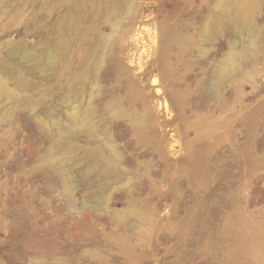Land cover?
<instances>
[{"label":"rangeland","instance_id":"1","mask_svg":"<svg viewBox=\"0 0 264 264\" xmlns=\"http://www.w3.org/2000/svg\"><path fill=\"white\" fill-rule=\"evenodd\" d=\"M0 85V264H264V0H0Z\"/></svg>","mask_w":264,"mask_h":264},{"label":"bare ground","instance_id":"2","mask_svg":"<svg viewBox=\"0 0 264 264\" xmlns=\"http://www.w3.org/2000/svg\"><path fill=\"white\" fill-rule=\"evenodd\" d=\"M224 10L217 14L212 22L213 30L224 31L227 29H235L238 26L244 27H252L253 19L256 14L255 9L252 8H245L243 5H238V3H234L232 1H226L224 3ZM246 30V29H245ZM252 31V30H251ZM91 75L90 67L86 66L83 69L82 74L77 73L75 74L74 78L72 79L71 86L74 87L75 85L80 83V78L89 79ZM0 95L8 97L16 102L22 103L24 99L20 96L10 93L7 89L0 85ZM82 120V121H81ZM78 113H75L73 116L74 121V129L77 133H88L90 125L88 123V118L81 119ZM54 126V148L56 153H60L63 149V140H62V129L59 125H56V122L53 124ZM84 153L87 154L88 159L94 163L102 161V157L100 156L99 151L97 149L91 148H83ZM110 169V170H109ZM106 173H111V168L107 167Z\"/></svg>","mask_w":264,"mask_h":264}]
</instances>
